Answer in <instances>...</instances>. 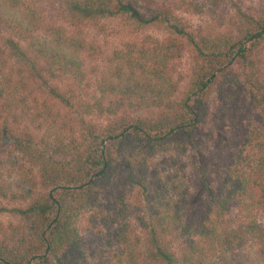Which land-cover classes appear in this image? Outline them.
I'll use <instances>...</instances> for the list:
<instances>
[{
  "label": "trees",
  "instance_id": "trees-1",
  "mask_svg": "<svg viewBox=\"0 0 264 264\" xmlns=\"http://www.w3.org/2000/svg\"><path fill=\"white\" fill-rule=\"evenodd\" d=\"M64 3L68 27L31 0H0V30L9 35L0 43V98L15 100L25 123L0 122V201L22 203L0 204L17 218L0 222V264H78L75 222L84 214L89 228L107 236L113 264H264V228L255 219L264 207V142H256L264 137L257 66L264 4L237 11L223 31L210 33L191 29L168 7L147 12L140 0ZM180 5L201 10L191 0ZM114 16L139 27L170 21L172 30L104 53L73 28ZM185 49L189 76L180 89L176 63ZM63 77L73 84H53ZM241 91L257 111L253 126L242 124ZM233 119L242 128L227 139L225 161L201 168L196 153L213 139L211 127ZM169 151H190L200 171L186 213L183 205L172 212L149 168ZM146 193L154 205L130 207L129 197Z\"/></svg>",
  "mask_w": 264,
  "mask_h": 264
},
{
  "label": "rangeland",
  "instance_id": "rangeland-1",
  "mask_svg": "<svg viewBox=\"0 0 264 264\" xmlns=\"http://www.w3.org/2000/svg\"><path fill=\"white\" fill-rule=\"evenodd\" d=\"M35 7L39 8L43 16L48 20L61 22L65 26L73 23L65 11L64 0H31ZM201 6V10L194 12L187 6L180 5V0H140V4L147 12L168 7L181 21L186 22L191 29L202 30L203 32H220L227 27L229 18L234 17L237 11L254 12L264 4V0H218L215 6L212 0H191ZM172 22L158 24L157 21L152 25L139 27L135 22L125 16L103 17L94 21L80 20L73 25V28L81 32L88 42L94 43L100 52L109 53L114 48H120L122 43L131 39H137L143 35H149L162 39L170 34ZM9 38V35L0 30V43ZM7 52V51H6ZM190 51L185 49L180 60L176 63V70L182 77L179 84L181 89L189 76ZM257 58V66L264 76V45L260 48ZM9 64L13 70L17 69L13 56L10 57ZM13 73V72H12ZM10 74V73H9ZM14 77V75L12 76ZM59 88H65L73 84L68 77H63L53 81ZM83 92H88L81 90ZM243 98L240 112L245 115L244 123L253 126L257 123V111L250 107L248 97L243 91L240 92ZM215 94L211 95L209 103L213 102ZM19 118L22 125L25 126L23 118L20 115V109L15 100L2 96L0 98V122L11 121L13 118ZM221 125L216 120L212 128V138L204 140L200 146L198 154V165L209 167L211 164H223L228 154L227 139L230 135L237 136L242 128L240 121L228 120ZM31 123L26 122L27 126ZM256 142H264V137L259 136ZM208 162V164H206ZM149 168L154 172L155 179L159 180L161 189L170 201V209L176 211V206H182V212L186 213L195 203V193L200 179V171L194 166L192 153L181 154L176 151L159 152L149 162ZM210 168V167H209ZM148 191V190H147ZM149 192V191H148ZM130 198V207L136 204L138 200L139 212H145L154 201L149 193L138 195L136 199ZM159 199L156 202L160 206ZM6 208L21 205L22 203H11L0 201ZM135 210V209H133ZM141 214V213H140ZM140 216V215H138ZM255 219L264 228V207L255 213ZM17 218L10 211L0 212V222H16ZM80 243V257L78 264H113V247L107 243L105 234L97 233L86 224L85 214L80 215L75 222Z\"/></svg>",
  "mask_w": 264,
  "mask_h": 264
}]
</instances>
